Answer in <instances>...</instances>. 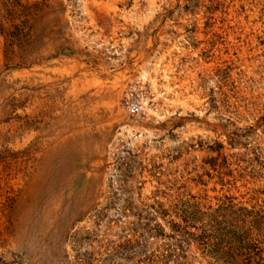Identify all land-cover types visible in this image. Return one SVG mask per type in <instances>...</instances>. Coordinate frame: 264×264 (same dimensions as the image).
<instances>
[{"label":"rangeland","instance_id":"374dc122","mask_svg":"<svg viewBox=\"0 0 264 264\" xmlns=\"http://www.w3.org/2000/svg\"><path fill=\"white\" fill-rule=\"evenodd\" d=\"M242 226L264 0H0V264H222Z\"/></svg>","mask_w":264,"mask_h":264},{"label":"trees","instance_id":"16d2710c","mask_svg":"<svg viewBox=\"0 0 264 264\" xmlns=\"http://www.w3.org/2000/svg\"><path fill=\"white\" fill-rule=\"evenodd\" d=\"M261 220L263 218H260ZM245 226V224H243ZM242 226L240 228L239 232L227 235V243L226 247L223 249V253L225 255H228L229 258L223 261L222 264H264V257H262V254L257 255L256 252L252 249L254 246H257L258 252L264 251V249H261L260 246L264 247V236L262 238V241L259 239L254 238V232L250 229L245 228ZM179 230H182V232L185 230V232L188 234L187 228L182 229L179 228ZM262 234H264V230L261 229ZM189 235V234H188ZM192 237H194V234H191ZM262 237V235H260ZM201 238V237H200ZM185 241V245L187 244V238L182 239ZM203 244H205V240L202 239ZM256 241V243L254 242ZM183 252V249H182ZM237 253L234 256H230V253ZM256 256L258 258H256Z\"/></svg>","mask_w":264,"mask_h":264}]
</instances>
